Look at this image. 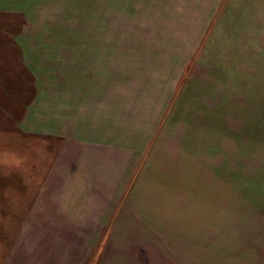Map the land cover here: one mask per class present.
Listing matches in <instances>:
<instances>
[{
  "label": "crops",
  "instance_id": "crops-1",
  "mask_svg": "<svg viewBox=\"0 0 264 264\" xmlns=\"http://www.w3.org/2000/svg\"><path fill=\"white\" fill-rule=\"evenodd\" d=\"M198 2L192 14L170 9L171 23L165 14V34L176 36L174 43L93 44L79 50L92 59L85 61V70L64 71L65 82L49 108L39 107L29 123H21V137L37 141L39 150L28 162V177L16 175L29 202L21 203L22 250L7 260L205 264L204 245L195 229L190 231L194 221L188 216L190 181L200 179L204 155L196 140L191 145L188 139L190 123H174L179 113L169 107L191 62L195 77L208 78L204 82L219 76L220 67L239 66L246 69V83H264V0L245 1L240 23L245 28L233 18L231 30L214 27L212 34L205 29L221 0ZM151 26L156 30L152 35L162 34L158 23ZM111 62L117 73L110 76ZM200 128L203 133L204 125L194 131ZM195 188L194 208L199 210V195L205 191Z\"/></svg>",
  "mask_w": 264,
  "mask_h": 264
},
{
  "label": "rangeland",
  "instance_id": "rangeland-1",
  "mask_svg": "<svg viewBox=\"0 0 264 264\" xmlns=\"http://www.w3.org/2000/svg\"><path fill=\"white\" fill-rule=\"evenodd\" d=\"M198 1L0 0V264H15L12 253L22 250L21 203L27 205L29 199L16 175L27 176L28 162L39 150L37 141L21 137V123H29L39 107L49 108L65 82L64 71L85 70V61L92 59L79 50L93 44L174 43L177 37L165 34L166 15L171 23L170 9L197 12ZM245 1L221 0L205 32L231 30L233 18L245 28L240 25ZM153 23L161 35L151 34L156 32ZM67 45L75 51H63ZM70 59L84 62H64ZM116 66L110 63V76L117 73ZM193 68L191 62L183 69L169 107L179 113L174 123H190L188 139L191 145L196 140L204 155L200 179L190 181V231L195 229L204 245L205 264H264V83H246L245 67H220L211 82L195 77ZM199 125H204L203 133L194 131ZM194 187L205 191L199 195V210Z\"/></svg>",
  "mask_w": 264,
  "mask_h": 264
}]
</instances>
